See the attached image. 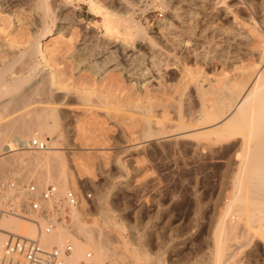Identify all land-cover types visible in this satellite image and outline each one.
<instances>
[{
  "label": "rangeland",
  "instance_id": "rangeland-1",
  "mask_svg": "<svg viewBox=\"0 0 264 264\" xmlns=\"http://www.w3.org/2000/svg\"><path fill=\"white\" fill-rule=\"evenodd\" d=\"M55 1L47 0L49 4ZM63 1L76 10L79 21L76 20V25H70L69 17L63 15L62 21L69 28L61 35L57 32L59 26L64 24L57 19L62 15L55 13L57 16L54 14V17L50 14L46 25L51 28L52 34L42 39L39 53L32 49L33 33L39 32L43 25H38L36 30L20 27L22 25L14 27L9 24V18L1 20L4 14H0V62L9 65L18 75L31 69L36 72L44 70L52 76V81L59 88V92L53 94V103H46L44 95L39 92L28 94L23 110L52 107L54 117L52 115L53 118H46L47 123L39 124V132L41 131L45 141L39 140L45 143L44 147L40 150L32 149L30 142L34 137L25 134L21 136L25 141V150L33 153L50 150L51 155H61L66 162V170L73 178L72 184L67 187L92 193L91 203L84 202L80 207L83 219L89 225L96 220L110 243L118 246L121 259L116 257L118 261L115 259L114 264H210L208 256L213 245L209 239L214 236L227 204L235 195L233 181L237 170L231 165L234 157L232 159L228 155L217 159L210 158L208 154L197 157L186 147L192 142L190 140L173 147L165 140L161 144V141H157L158 136H161L160 129L159 135L154 125L151 127L153 129L144 133L145 126L141 120L153 116L152 119L158 120L160 124L172 117L171 121L178 123L181 116L184 119L189 114L187 112L188 109L190 111V106V114H199L195 89L192 88L194 85L191 84L194 80L202 81L204 78L205 82L210 81L208 78L212 81L220 80L228 75L225 72L232 73V65L230 67L226 64V67L225 62L223 63V50L226 52L225 57L234 51L235 39L232 36L236 35L237 28L254 37L250 36L253 39L251 48L260 49L263 46L262 39L253 34L251 28L243 26V12L221 17L213 24L199 27L200 30L194 29L195 35L203 33L204 37L197 41L196 47L192 43L188 44L192 49L195 47V51L189 57L186 56L188 59L178 55L175 60L180 66L174 64L175 67H172L170 63L175 62L173 59L169 62L170 66L162 65L160 77L149 81L140 89L139 85L134 81L130 82L121 71L108 70L103 73L104 64L93 61L96 53L94 47L84 44L85 32L95 36L93 40L104 36L102 17L91 11L87 0ZM130 1L135 7L134 18L139 24L149 35L161 36V27L170 19L171 8L166 3L169 0ZM235 3L236 0H228L230 5ZM111 9L118 14L122 12L114 7ZM117 31L123 32L121 27ZM174 33L180 34L177 29H172L167 35H175ZM184 39L188 41V37ZM241 64L248 69L252 67V60L237 65ZM77 95H88V98L76 99ZM173 97H178L175 98L178 101L185 97L186 101L180 102V106ZM169 100L175 111H172V106L170 110L163 112L161 107L164 103L171 106ZM193 100L195 105L190 104ZM145 107L152 112H146ZM81 108L97 111V119L91 124L85 123L82 128L65 118L68 110ZM156 110L162 112L161 115L165 118L164 113H171V117L168 114L165 119L156 113L159 116L156 118V114V117L152 115ZM110 113L119 119L112 118ZM119 116L126 118L120 120ZM52 126L54 130L51 131ZM53 142L58 143L53 146L57 148L54 151L50 145ZM16 163L13 170L11 168L3 176L7 174L10 178H19L29 170L23 163ZM7 175L5 180L9 182ZM29 181L37 183L36 178H30ZM42 184L43 182L39 187H44ZM99 207L106 215L99 212ZM246 221L244 223L247 225L249 221ZM236 222L238 223L237 218ZM257 224H261L259 226L262 230H252L250 227L253 231L251 233L255 235L246 249L253 252L252 264H264V218L257 221ZM124 247L130 253L136 250L140 261L135 262L127 257L125 254L128 251ZM122 254L127 258L122 259ZM107 262L106 264H110L111 261Z\"/></svg>",
  "mask_w": 264,
  "mask_h": 264
},
{
  "label": "bare ground",
  "instance_id": "bare-ground-1",
  "mask_svg": "<svg viewBox=\"0 0 264 264\" xmlns=\"http://www.w3.org/2000/svg\"><path fill=\"white\" fill-rule=\"evenodd\" d=\"M87 3L94 14L102 17L105 29L104 36L100 39L93 40L95 36L89 35L88 32L83 35L84 44L91 48L94 47L96 52L93 61L97 64H104L103 73L108 70L121 71L130 82L134 81L136 85H139L140 89L149 81L160 77L162 65H169V62L174 60L175 62L170 64L175 67L179 64H176L175 60L178 55L186 58L193 50L195 51V47L198 46L197 41L201 40L203 36V33L195 35V28L197 30L199 27L213 24L221 17H228L234 12H243L244 16L241 17L243 26L251 28L253 34L262 39L263 46L260 49L251 48V41L254 37L243 32L239 27V29L237 28L236 35L232 36L235 40L231 37L235 44L234 51L229 53L228 50L231 55L226 54L228 56L225 57L226 52L223 50L224 59L221 57L225 60L223 61L225 65H232V73L225 72L228 75H225L224 78L221 77L220 80L216 79V81L207 79L215 83L207 80L205 82L206 78H202V81L197 79L200 82L194 80L195 84L193 82L191 84L194 85L192 88L195 89V101L200 110L199 114H190L192 111L190 106V111L188 109L187 112L190 115L187 114L186 119L185 117L182 119L181 116L178 123L171 121V113H168L171 120H167V112L164 113L165 118L158 110L152 115L159 113L158 115L166 119L165 122L158 124L159 121L152 119L153 116L141 120L145 126L144 133L153 129L151 128L153 125L155 131H158L157 135L161 131V136L157 138L161 144L165 140L173 147V145L179 146L183 141L188 143L190 140L192 142L186 147H189L197 157H201V155L204 157L205 154H208L210 158L217 159L228 155L231 158L234 157L231 165L237 170L233 181L235 195L227 204L214 236L209 239V242H212L213 250L208 257L210 264H252L253 252L247 250L246 247L251 245L254 239L255 234H252L251 231L253 229L262 230V227L259 226L261 224H257V221L264 218V0H236L233 5L228 4V0H169L166 3L171 8L170 19L161 27L163 34L159 37L149 35L134 18L135 7L130 0H87ZM111 7L119 10L118 12L122 11L121 14L115 13ZM0 12V14H4V18L1 16V20L9 18V24L11 23L10 25L14 27L22 25L20 27L24 26L30 30L35 28L36 30L38 25H43L40 27V29L42 28L40 31L38 28V34L33 31L35 35L32 49L36 53L41 52L42 39L52 32L51 28L49 29L46 25L50 14L53 16L55 13L62 15L57 19L62 24H64L63 15L69 17L70 25H76L79 21L76 18V10L63 0H56L51 4L47 0H0ZM186 21H189L190 23H187L190 25ZM52 22H54L53 19ZM185 24L188 25V28L187 25L185 28ZM119 27L123 32L117 31ZM68 28L65 24L60 25L57 33L63 35ZM115 29L116 31H114ZM172 29H177L180 34L174 33L175 35L168 36L167 34ZM184 37H188L187 42ZM87 42L88 44H86ZM191 43L192 46H195L193 49L188 46ZM229 43L231 44V42ZM247 60H252V67L246 69L242 66L243 64L237 65ZM227 65L226 67H228ZM246 65L245 67H247ZM35 92L43 94L46 103H53L55 102L53 94L59 92V88L52 81V76L44 70L36 72L31 69L25 74L18 75L9 65L0 62V186L8 184L5 180L7 174L3 176V173L11 171V168L13 170V167L17 165L16 162L19 161L29 170H26L24 174L21 173L22 176L19 178L18 176L10 178V175H7L9 182L15 179L26 182L30 178H36L38 186H41L42 182L44 186L51 183L59 188L61 194H64L69 189L67 186L72 184L73 178L66 170V162L63 157L51 155L50 150L42 153L25 150V141L21 137L30 134L34 139L45 141L43 134L40 133L41 131L39 132V124L46 122V118L49 119L52 115L54 117L52 107H35L23 110L28 94ZM191 95H193L192 92ZM82 97L88 98V95L80 97L77 95L76 99ZM175 98L178 97H173V99ZM176 100L178 101V99L174 101L176 102ZM174 101L172 100V103ZM183 101H186L185 97L180 98L179 105ZM189 101L188 103H190ZM195 101H191L190 104L193 105ZM165 105L168 104L164 103L163 106L161 105L162 107L159 105L163 112L170 110L173 106L172 104L170 107ZM147 107H145L146 112L150 113V106ZM172 108L174 112L175 107ZM96 112L89 108L70 109L65 118L82 128L85 123L91 124L97 119ZM110 114L112 118L118 117ZM158 115L154 116L158 118ZM119 117L120 120L126 118ZM166 121H171V123ZM53 126L51 131L54 130ZM55 144L54 142L50 144L51 148H54L53 151L57 149L53 146L58 143ZM16 193V189L8 188L6 191L0 189V195L13 196ZM100 211L101 214L106 215L99 207ZM70 217V225L57 224L53 232L43 238V243L63 249L65 243L70 242L73 252L66 264H106L107 261H111L110 264L116 263L115 259L121 256V252L118 250L119 248L117 249L118 246L110 243L108 236L97 221L94 220L91 225L85 222L81 208L72 209ZM236 218L238 219L237 224L235 223ZM244 221H249L247 224L249 227ZM7 232L34 238L36 229L32 224L17 218H4L0 224V253ZM124 249L126 248L124 247ZM126 250L128 251V249ZM126 250H124L125 253ZM135 251L132 250L131 253L128 251L130 254L123 252V254L128 255L127 257L131 260L139 262L138 254ZM88 253L92 254L91 258H87ZM125 257L123 256L122 259ZM116 260L118 261V259Z\"/></svg>",
  "mask_w": 264,
  "mask_h": 264
},
{
  "label": "built area",
  "instance_id": "built-area-1",
  "mask_svg": "<svg viewBox=\"0 0 264 264\" xmlns=\"http://www.w3.org/2000/svg\"><path fill=\"white\" fill-rule=\"evenodd\" d=\"M30 147L40 150L44 143L34 139ZM16 189L13 196L0 195V224L6 217H13L32 224L36 236L29 238L17 233L7 232L6 240L0 253V264H66L73 252V246L66 242L63 249L43 243V238L50 235L57 224L70 225V212L80 208L83 203L90 204L92 193L76 188H69L63 195L54 185L39 187L32 181L13 180L1 184L0 189ZM92 254L88 253L87 258Z\"/></svg>",
  "mask_w": 264,
  "mask_h": 264
}]
</instances>
